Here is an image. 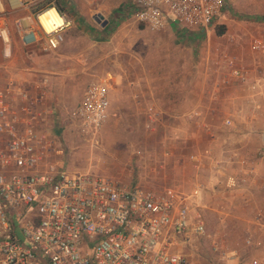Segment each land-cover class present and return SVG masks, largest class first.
Listing matches in <instances>:
<instances>
[{"label":"built area","instance_id":"1","mask_svg":"<svg viewBox=\"0 0 264 264\" xmlns=\"http://www.w3.org/2000/svg\"><path fill=\"white\" fill-rule=\"evenodd\" d=\"M131 5L134 19L150 30L176 24L201 33L220 24L229 9L228 0H132ZM60 6L59 0H0L4 59L14 56L15 36L26 52L56 53L73 24ZM50 9L61 23L49 31L41 15ZM250 45L264 58V36L253 37ZM232 75L247 78L239 68ZM43 81L48 91L50 83ZM110 90L107 77L85 87L70 113L82 135L96 139L108 115ZM52 114L44 91L34 95L14 79L0 80V264H188L182 246L206 235L203 214L187 199L112 176L69 173L64 146L50 129ZM15 214L22 218L17 221ZM255 221L264 230L262 211ZM234 256L224 252L220 261L264 264L233 261Z\"/></svg>","mask_w":264,"mask_h":264},{"label":"crops","instance_id":"2","mask_svg":"<svg viewBox=\"0 0 264 264\" xmlns=\"http://www.w3.org/2000/svg\"><path fill=\"white\" fill-rule=\"evenodd\" d=\"M59 2L76 21V10L70 0ZM131 4L132 0L129 14L140 24L133 17ZM226 18L227 14L218 26L228 24ZM108 21L106 26L99 28L94 24L89 26L87 20L79 16L77 23L83 30L88 28L94 40H100L112 24V20ZM168 30L175 34L163 51L161 73L158 71L156 78L150 77V73L142 78V82H128L125 102H119L115 98L118 93L111 94L110 90L111 114L118 115L120 109L126 107L128 119L143 118L149 124L145 125V131L157 134L162 142L155 152L149 151L154 155L146 157L140 149H133L132 164L141 167L142 171L139 184L133 183L129 176L127 183L178 200L187 199L193 209L196 205L209 207L208 202L212 200H224L228 205V202H239L253 207L256 214L258 211L264 213V77L260 80L256 77L255 90L232 76L229 57L233 54L222 49L215 37L204 38L207 33L210 35L211 28L203 33L190 32L171 24ZM77 35L74 31L68 32L61 47L62 54H58L59 60L53 61L49 58L54 56L52 54L26 52L18 39L14 40V56L7 61L0 39V80L14 79L18 86L34 95L44 91L47 106L52 110L58 106L66 108L70 115L80 99L77 97L76 103L68 104L59 83H65L67 93L73 95L77 83L85 88L90 81V76L85 74L88 68L71 59L73 53L78 52ZM255 36L263 37L264 34ZM15 57L23 59L22 65ZM260 65L264 63L260 62ZM111 76V88H117L120 78L117 73ZM43 80L50 83L48 91L46 86L43 90ZM14 96L19 98L18 93ZM227 119L232 121L231 125L225 124ZM53 121L50 118V127H53L52 123L56 124ZM193 156H199V160ZM230 177L235 180L234 185ZM186 184L190 186L189 190ZM14 216L17 221L22 218ZM252 227L253 235L263 239L264 230L254 223ZM190 246H182V250L186 253ZM236 252L238 257L233 261L264 260V256Z\"/></svg>","mask_w":264,"mask_h":264},{"label":"rangeland","instance_id":"3","mask_svg":"<svg viewBox=\"0 0 264 264\" xmlns=\"http://www.w3.org/2000/svg\"><path fill=\"white\" fill-rule=\"evenodd\" d=\"M228 1L229 10L226 13L228 24H222L226 27L225 33L218 34L221 25H216L211 27L213 30L210 35L207 33L204 38L206 40L215 37L222 49L233 54L229 57V65L233 67L232 70L241 69L247 76L243 84L252 88L251 85L257 83V76L259 80L264 77V65H260V62L264 63V58L254 52L250 45L254 35L264 34V0ZM70 2L76 10L77 20H73L66 35L69 31L78 33L76 37L78 52L73 53L71 59L88 68L85 72L90 76L88 83L97 78H110L117 73L120 79L116 86H119L112 87L111 94L118 93L115 98L119 99V102L121 100L125 102L127 99L125 86L128 82H142V78L149 76L150 73V77L155 76L158 71L161 73L163 68L160 70L159 67L163 63V51L175 32L168 28L153 31L137 24L129 14L130 0H70ZM124 4L126 5L123 6ZM98 14L112 20V24L105 29L104 34L102 33L103 38L94 40L91 31L86 27L83 30L77 22L80 16L87 20L89 26L94 24L100 28L101 24L94 19ZM64 43L52 54L54 56L49 57L52 61L59 60L58 54L62 52L61 47ZM15 58L22 65L23 59ZM59 84H62L59 85L62 90L58 87L68 104L76 103L75 99L77 97L80 99L85 89L77 83L73 95H70L64 86L65 83ZM125 110L126 107H123L120 109L121 113L112 115L109 109L96 139L93 140L90 136L82 135V131L67 113L66 108L54 107L50 118L56 121V124L52 123L53 127L50 129L59 136L64 146L62 161L69 173L108 175L122 181H126L129 176L133 183L139 184L142 168L132 164L131 152L137 148L143 151L145 157L154 155L153 152L162 145V142L157 134L145 131L144 127L149 125L148 122L143 118L128 119ZM61 112L66 115H62ZM149 151L153 152L149 154ZM185 186L186 189H190L189 185ZM180 189L185 190L184 187ZM226 203L224 200H212L208 202L209 207L202 208L199 205L194 207L203 214L207 233L205 236L194 238L193 245L186 251L188 264H219L224 252H232L236 259L238 257L236 251H241L240 253L246 256H264V238L256 236L257 242H254L255 239L252 244L246 242L248 238L255 237L252 230L253 223L256 224L255 209L239 202H228L230 205ZM258 239L262 240V244L258 243ZM223 262L221 264L232 261L225 259Z\"/></svg>","mask_w":264,"mask_h":264},{"label":"bare ground","instance_id":"4","mask_svg":"<svg viewBox=\"0 0 264 264\" xmlns=\"http://www.w3.org/2000/svg\"><path fill=\"white\" fill-rule=\"evenodd\" d=\"M41 22L49 31L61 23V19L55 9H50L41 15Z\"/></svg>","mask_w":264,"mask_h":264},{"label":"water","instance_id":"5","mask_svg":"<svg viewBox=\"0 0 264 264\" xmlns=\"http://www.w3.org/2000/svg\"><path fill=\"white\" fill-rule=\"evenodd\" d=\"M94 19L102 26H106L109 23L108 19H106L102 14L96 15Z\"/></svg>","mask_w":264,"mask_h":264},{"label":"trees","instance_id":"6","mask_svg":"<svg viewBox=\"0 0 264 264\" xmlns=\"http://www.w3.org/2000/svg\"><path fill=\"white\" fill-rule=\"evenodd\" d=\"M60 9L63 10L64 7L60 6ZM225 30H226L225 26H220V30L217 32H218V34H223V33H225Z\"/></svg>","mask_w":264,"mask_h":264}]
</instances>
